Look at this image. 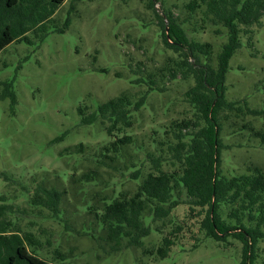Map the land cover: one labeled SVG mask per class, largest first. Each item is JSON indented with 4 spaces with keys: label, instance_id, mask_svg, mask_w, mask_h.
<instances>
[{
    "label": "trees",
    "instance_id": "1",
    "mask_svg": "<svg viewBox=\"0 0 264 264\" xmlns=\"http://www.w3.org/2000/svg\"><path fill=\"white\" fill-rule=\"evenodd\" d=\"M65 1L0 0V51L13 42L31 43L26 34L54 21ZM156 1L149 0L153 10ZM185 9L199 18L204 30L211 27L219 33L223 28L227 32L215 59L209 42L190 39L176 17L162 8L163 15L157 14L162 43L175 57L168 56L148 71L138 63L131 69L129 82L137 90L121 92L92 111L87 112L85 106L77 110L80 125L99 124L107 141L62 149L59 157L65 162V176L53 171L51 178L39 180L32 175L24 182L12 174H1L7 192L0 195V264L67 262L77 256L76 247H64L61 234L93 242L99 251L97 260L141 248L151 233L143 223L145 215L154 221L168 217L172 206L164 205L176 189L184 191L189 211L198 210L194 217H202L200 234L217 241L227 236L239 240L240 264H251L256 243L264 238V170L252 166L244 174L225 176L221 133L230 112H238L236 118L250 116L264 123V107L249 108L244 100L226 101L224 85L228 62L241 46L240 36L248 35L264 17V0H187ZM69 24L66 19L64 27ZM178 80L192 82L183 93L186 113L145 130L139 138L140 115L149 109V96L164 94L166 84ZM11 87L5 83L0 99L9 98L13 109L16 97ZM238 127L237 131L245 130L264 143L262 130L249 123ZM66 134L49 144L63 141ZM244 219L254 226H245ZM47 221L60 227L57 239L54 229L44 226ZM181 231L177 225L150 255L168 257ZM195 242L193 247L198 238Z\"/></svg>",
    "mask_w": 264,
    "mask_h": 264
},
{
    "label": "rangeland",
    "instance_id": "2",
    "mask_svg": "<svg viewBox=\"0 0 264 264\" xmlns=\"http://www.w3.org/2000/svg\"><path fill=\"white\" fill-rule=\"evenodd\" d=\"M186 3L187 0H159L153 10L149 0H66L55 12L54 21L26 34L31 43L13 42L0 51V94L5 83L10 82L16 97L13 109L9 98L0 99V195L7 192L2 173L24 182L32 175L39 180L51 178L53 171L65 176V162L59 157L62 149L79 143L92 147L107 141L99 124L80 125L77 110L85 106L89 112L121 92L137 90L129 82L131 69H136L138 63L148 71L162 65L168 56L175 57L162 43L157 17L163 15L162 8L176 17L190 39L209 42L215 59L227 40V32L223 28L218 29L219 33L215 28H201L199 18L191 17L185 9ZM66 19L70 20L68 27H64ZM240 42L228 62L225 99L244 100L249 108H263L264 17L248 35L240 36ZM140 74L144 75L142 68ZM191 84L169 82L164 94L149 96V109L140 115L139 138L145 130L186 113L183 93ZM237 113H227L229 118L221 133V169L227 177L244 174L252 166L264 170V143L245 130L237 131L238 126L249 123L264 132V123L250 116L236 118ZM64 132L67 134L63 141L49 144ZM184 202V191L176 189L172 200L164 205L172 206L168 217L154 221L145 215L143 223L151 233L142 240L141 248L124 249L101 260H97L99 251L93 242L61 234L59 240L64 247H76L77 256L60 264H240L242 243L232 236L217 241L200 234L198 223L202 217H194L198 210L189 211ZM243 224L254 226L246 219ZM177 225L182 226V231L176 235L168 257L150 255L149 251L153 252L162 237ZM44 226L54 229V238H58L59 226L48 221ZM196 238L198 243L193 247ZM251 264H264V238L257 241Z\"/></svg>",
    "mask_w": 264,
    "mask_h": 264
}]
</instances>
